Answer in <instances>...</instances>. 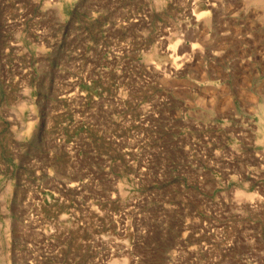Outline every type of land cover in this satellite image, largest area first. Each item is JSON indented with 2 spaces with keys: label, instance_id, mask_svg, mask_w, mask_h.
Segmentation results:
<instances>
[{
  "label": "rangeland",
  "instance_id": "rangeland-1",
  "mask_svg": "<svg viewBox=\"0 0 264 264\" xmlns=\"http://www.w3.org/2000/svg\"><path fill=\"white\" fill-rule=\"evenodd\" d=\"M0 264H264V0H0Z\"/></svg>",
  "mask_w": 264,
  "mask_h": 264
},
{
  "label": "bare ground",
  "instance_id": "bare-ground-1",
  "mask_svg": "<svg viewBox=\"0 0 264 264\" xmlns=\"http://www.w3.org/2000/svg\"><path fill=\"white\" fill-rule=\"evenodd\" d=\"M178 67H179V66H178V65H176V66H175V69H178Z\"/></svg>",
  "mask_w": 264,
  "mask_h": 264
}]
</instances>
